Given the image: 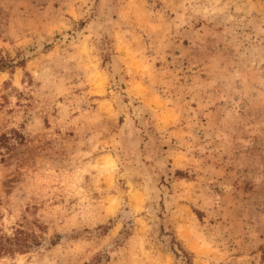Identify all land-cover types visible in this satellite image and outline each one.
<instances>
[{
	"label": "rangeland",
	"instance_id": "1",
	"mask_svg": "<svg viewBox=\"0 0 264 264\" xmlns=\"http://www.w3.org/2000/svg\"><path fill=\"white\" fill-rule=\"evenodd\" d=\"M0 264H264V0H0Z\"/></svg>",
	"mask_w": 264,
	"mask_h": 264
}]
</instances>
